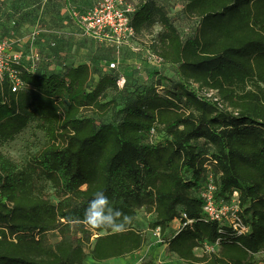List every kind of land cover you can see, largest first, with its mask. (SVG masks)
I'll list each match as a JSON object with an SVG mask.
<instances>
[{"label":"trees","instance_id":"1","mask_svg":"<svg viewBox=\"0 0 264 264\" xmlns=\"http://www.w3.org/2000/svg\"><path fill=\"white\" fill-rule=\"evenodd\" d=\"M100 1L84 14L72 9L79 29L73 14L86 16ZM177 1L199 20L192 37L155 0H141L132 16L136 36L162 26L153 48L177 79L162 93L160 84L136 90L124 106L105 99L121 76L96 75L88 64L47 74L36 46L13 49L24 56L25 87L13 93L0 83V264L125 259L145 247L135 228L142 209L162 235L179 222L166 251L186 264H264V0ZM115 111L117 122H98ZM33 124L45 145L24 163L6 156L2 147ZM211 180L217 202L238 194L246 233L207 219L200 194ZM97 191L133 217L125 231L66 223ZM205 244L218 249L197 256Z\"/></svg>","mask_w":264,"mask_h":264},{"label":"rangeland","instance_id":"2","mask_svg":"<svg viewBox=\"0 0 264 264\" xmlns=\"http://www.w3.org/2000/svg\"><path fill=\"white\" fill-rule=\"evenodd\" d=\"M99 0H4V22L1 32L2 42H7L12 51L15 48L23 49L26 54L32 46H36L42 53L47 63L41 67V71L47 74L60 73L67 67L88 64L96 75L110 74L121 76V81L116 88L109 89L105 95L106 101L115 100L124 106L135 91L147 86L161 85L159 91L172 88V80L177 79L174 68L167 64L151 65L150 55L158 57L153 46L159 42V34L162 26L156 25L136 36L128 44L119 49L108 47L89 39L71 20L72 9L79 10L82 14L94 7ZM141 0H127V3L136 9ZM166 10L184 38L196 34L199 20L184 14V5L177 0H155ZM2 7V5L0 6ZM57 43L56 48L50 44ZM160 51V45H157ZM15 52V51H14ZM28 52V53H27ZM116 64L115 69L110 65ZM154 66V67H153ZM112 70H115L112 72ZM122 77L126 82L123 83ZM97 78L94 77L93 85ZM207 97H216V93L205 91ZM120 109V108H119ZM117 109L116 111H118ZM115 112L104 117H96L99 123H113L119 120ZM91 116L92 113L88 112ZM46 143V136L30 125L22 134L2 147L3 153L17 162H26L30 156L41 149ZM52 196V191L48 190ZM57 202L54 197L52 198ZM156 216L148 214L144 209L138 212L135 228L146 237L145 247L137 254L125 259H116L106 262H94L88 258L85 264H186L178 257L167 253L166 241L179 228V222H173L166 235H162L159 229H154ZM53 242L59 241L57 233L51 234ZM217 250L205 244L195 251L197 256H203L206 252ZM259 259L262 256H258Z\"/></svg>","mask_w":264,"mask_h":264},{"label":"built area","instance_id":"3","mask_svg":"<svg viewBox=\"0 0 264 264\" xmlns=\"http://www.w3.org/2000/svg\"><path fill=\"white\" fill-rule=\"evenodd\" d=\"M134 13V7L128 4L127 0H101L86 16L79 17L74 13L73 17L86 36L121 49L136 37L132 26ZM29 60L34 63L39 60L38 53L33 49ZM149 63L154 66L164 64L163 60L154 54L150 55ZM24 67L23 54L12 51L7 42L0 41V83L10 85L13 93L21 91L25 87L21 80ZM110 68L115 69L116 64L112 63ZM122 82L125 83V80L123 79ZM216 191L217 186L211 180L200 194L204 201L203 209L207 219L226 223L239 234L246 233L248 229L239 217L238 194L235 193L230 203H224L215 200Z\"/></svg>","mask_w":264,"mask_h":264},{"label":"clouds","instance_id":"4","mask_svg":"<svg viewBox=\"0 0 264 264\" xmlns=\"http://www.w3.org/2000/svg\"><path fill=\"white\" fill-rule=\"evenodd\" d=\"M132 219L130 215L112 207L103 191H97L84 209L83 216L67 217L66 223L82 226L91 231L121 233L127 229Z\"/></svg>","mask_w":264,"mask_h":264},{"label":"crops","instance_id":"5","mask_svg":"<svg viewBox=\"0 0 264 264\" xmlns=\"http://www.w3.org/2000/svg\"><path fill=\"white\" fill-rule=\"evenodd\" d=\"M1 2H4V0H0V6L2 5ZM4 22V16L2 13H0V36L2 35L1 29H2V23Z\"/></svg>","mask_w":264,"mask_h":264}]
</instances>
